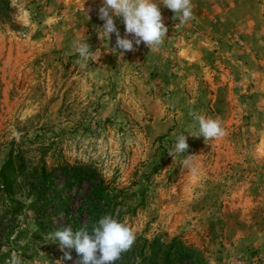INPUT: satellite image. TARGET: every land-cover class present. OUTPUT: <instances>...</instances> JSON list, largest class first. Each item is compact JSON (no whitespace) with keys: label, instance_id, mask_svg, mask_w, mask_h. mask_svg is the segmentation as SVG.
I'll use <instances>...</instances> for the list:
<instances>
[{"label":"rangeland","instance_id":"rangeland-1","mask_svg":"<svg viewBox=\"0 0 264 264\" xmlns=\"http://www.w3.org/2000/svg\"><path fill=\"white\" fill-rule=\"evenodd\" d=\"M11 155L0 264H264V0H0Z\"/></svg>","mask_w":264,"mask_h":264},{"label":"trees","instance_id":"trees-1","mask_svg":"<svg viewBox=\"0 0 264 264\" xmlns=\"http://www.w3.org/2000/svg\"><path fill=\"white\" fill-rule=\"evenodd\" d=\"M20 157V156H19ZM18 158V157H17ZM14 157L13 155L10 156V159L8 160L7 164L3 167V169L0 171V186L3 189H7L8 187V181L10 174L14 173L13 169H11V162L13 161ZM77 169V167H75ZM43 170V175L41 176L39 191L36 193V199L37 202L40 203L42 199L45 197L47 190L50 188L49 185L51 184V172L49 170H46L45 168ZM7 171H11L9 175L6 174ZM83 177H81L82 180ZM80 180V179H79ZM96 198H97V192H90L86 198L83 200L81 209H78L77 215L81 217H86V229L84 232V237L90 238L91 235L94 234V231L96 227L99 225V216L97 215L96 208H98V205L96 204ZM47 203V201H46ZM48 205L53 204L52 201L47 203ZM62 205L56 204L54 208L61 207ZM111 231V230H110ZM111 234V232H109Z\"/></svg>","mask_w":264,"mask_h":264}]
</instances>
